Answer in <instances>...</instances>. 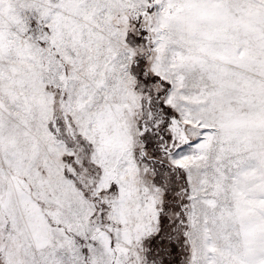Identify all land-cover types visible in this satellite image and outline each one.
<instances>
[{"label": "snow or ice", "instance_id": "6c2138e0", "mask_svg": "<svg viewBox=\"0 0 264 264\" xmlns=\"http://www.w3.org/2000/svg\"><path fill=\"white\" fill-rule=\"evenodd\" d=\"M0 264H264V0H0Z\"/></svg>", "mask_w": 264, "mask_h": 264}]
</instances>
